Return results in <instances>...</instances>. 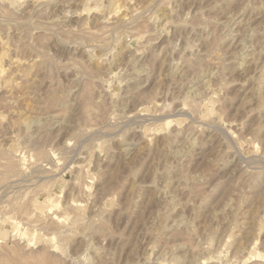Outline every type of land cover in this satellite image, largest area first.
I'll return each instance as SVG.
<instances>
[{
    "label": "rangeland",
    "instance_id": "rangeland-1",
    "mask_svg": "<svg viewBox=\"0 0 264 264\" xmlns=\"http://www.w3.org/2000/svg\"><path fill=\"white\" fill-rule=\"evenodd\" d=\"M5 1L0 264H264V0Z\"/></svg>",
    "mask_w": 264,
    "mask_h": 264
},
{
    "label": "bare ground",
    "instance_id": "bare-ground-1",
    "mask_svg": "<svg viewBox=\"0 0 264 264\" xmlns=\"http://www.w3.org/2000/svg\"><path fill=\"white\" fill-rule=\"evenodd\" d=\"M1 1H2V0H1ZM6 1L8 2L9 0H6ZM6 1H5V2H6ZM10 1H11V0H10ZM10 1H9V2H10ZM114 1H117V0H114ZM124 1H125V0H124ZM118 2H119V1H118ZM122 2H123V1H122ZM0 3H1V2H0ZM9 4H10V3H9ZM6 5H7V4H6ZM11 5H12V4H11ZM112 5H113V4H112ZM133 5H134V4H133ZM133 5H132V6H133ZM165 6H166V5H165ZM7 7H8V6H7ZM166 7H169V6L167 5ZM11 8H12V7H11ZM11 8H10V9H11ZM131 9H132V7H131V5L128 3V1H125V2H123V3H120V2H119V3H115V5H114V7L111 9V11L116 15V17H118V19L121 21V24H122V22H123V24H124V23L126 22V20L130 17V15H132V14L130 13V12L132 11ZM133 10H134V9H133ZM137 10H138V9H137ZM170 10L173 11L172 8H169V11H170ZM3 11H4V10H3ZM66 11H67V10H66ZM66 11H65V12H66ZM163 11H164V10H163ZM172 11H171V12H172ZM6 12H7V11H6ZM107 12H108V11H107ZM132 12H133V11H132ZM135 12H137V11H135ZM7 13H8V12H7ZM7 13L4 12V14H3V13H2V14L5 15V14H7ZM66 13L69 14L68 11H67ZM108 13H109V12H108ZM110 13H111V12H110ZM129 13H130V15H129V17H128V14H129ZM133 13H134V12H133ZM67 14H65V15H67ZM154 14H157V13H154ZM158 14H159V13H158ZM160 14H162V12H161ZM103 15H104V14H103ZM103 15H102V16H103ZM5 16H7V15H5ZM151 16H152V15H151ZM156 16H157V15H156ZM165 16H166V15H165ZM168 16H169V15H168ZM63 17H64V14H63ZM131 17H132V16H131ZM160 17H161V16H159V18H160ZM64 18H65V17H64ZM64 18H63V20H62V19H60V20L64 21ZM103 18H104V17H103ZM148 18L150 19V16H149ZM151 18L153 19V18H158V17H155V15H154V17H151ZM162 18H163V15H162ZM165 18H166V17H165ZM101 19H102V18H101ZM113 19H114V18H113ZM130 19H131V18H130ZM149 19H148V20H149ZM152 19H151V20H152ZM7 20H8V19H7ZM116 20H117V19H116ZM156 20H157V19H156ZM62 21H60V22H62ZM105 21L108 22L109 20L106 19ZM105 21H104V22H105ZM128 21H129V19H128ZM64 22H65V21H64ZM114 22H115V21H114ZM149 22H152V21H149ZM156 22H157V21H156ZM53 23H54V22H53ZM57 23H58V22H57ZM101 23H102V22H101ZM105 23H106V22H105ZM109 23H110V22H109ZM116 23H117V21L115 22V25H116ZM153 23H155V22H152V24H153ZM117 24H119V22H118ZM53 25H54V24H53ZM62 25H63V24H62ZM111 25H114V24H111ZM54 26H55V25H54ZM113 27H114V26H113ZM64 34H65V33H64ZM2 38H3V37H2ZM2 38L0 37V47H1V51H2V52H0V78L2 77L3 73H5V72H4V71H5V67L3 66L4 63H3V61H2V60L4 59L3 57H5V56L7 57V55H9V57H8V62H7V63L15 64V65H16V64H21L19 58H16V57H10V54H8V52H7V51H8V48H7L8 44L6 43L7 41L5 40V41H6V42H5V41H4V38H3V39H2ZM103 38H105V37H103ZM98 40H99V39H98ZM100 41H101V40H100ZM102 41L104 42V40H102ZM9 48H10V47H9ZM87 53H88V52H87ZM247 53H248V52H247ZM6 54H7V55H6ZM89 55H90V52H89ZM87 56H88V55H87ZM90 56H91V55H90ZM90 56H89V57H90ZM97 56H98V55H97ZM6 57H5V58H6ZM94 57H96V55H95ZM243 57H244V56H243ZM2 58H3V59H2ZM90 58H91V57H90ZM92 58H93V57H92ZM92 58H91V59H92ZM97 58H99V57H97ZM35 59H36V58H35ZM94 59H95V58H94ZM244 59H245V58H244ZM255 59H256V58H255ZM5 60H6V59H5ZM31 60H32V59H31ZM97 60H98V59H97ZM242 60H243V59H242ZM36 61H38V60H36ZM95 61H96V60H95ZM244 61H245V60H244ZM4 62H5V61H4ZM30 63H33V65H36V64H34V63H35V60H34V59H33V61L30 62ZM239 63H240V62H239ZM10 64H9V65H10ZM37 64H38V62H37ZM30 65H31V64H30ZM17 66H18V65H17ZM109 66H110V64H108L107 68H108ZM15 67H16V66H15ZM117 67H118V66H117ZM218 67H219V66H218ZM109 68H110V69H108V70H109V71H108V74H106V75H109V76L107 77L106 80H103V79H102V81L100 82L101 86H102L103 88H105L104 90H108V89L110 88V86H111V84H112V82H110V81H114V80L116 81V80H118V79H117V72L114 71V70L111 68V66H110ZM114 68H115V67H114ZM106 71H107V69H106ZM4 75H5V74H4ZM4 75H3V76H4ZM3 78H4V77H3ZM30 79H32V78L30 77ZM100 79H101V78H100ZM100 79H99V81H100ZM205 79H206V78H205ZM5 80H6V79H5ZM0 81H1V80H0ZM2 82H3V81H2ZM8 82L11 83L12 81H11V80H10V81L8 80ZM208 82H209V81H207V84H206V85H208ZM4 83H6V82H4ZM10 83H9V84H10ZM14 83H15V82H14ZM14 83H12V84H14ZM16 83H18V82H16ZM16 83H15V85H16ZM116 83H118V82H116ZM96 84H97V83H96ZM98 84H99V83H98ZM203 84H204V82H203ZM5 86H6V84H5ZM8 86H9V85L7 84V87H8ZM12 86H13V85H12ZM114 86H115V84H114ZM10 87H11V86H10ZM102 87H101V88H102ZM111 87H112V86H111ZM11 88H12V87H11ZM110 90H111V89H110ZM113 90H114V89H113ZM23 91H24V90H23ZM115 91H116V90H115ZM88 92H89V91H88ZM100 92H101V91H100ZM116 92H117V91H116ZM116 92H115V93H116ZM23 93H24V92H23ZM25 93L27 94V92H25ZM21 94H22V93H21ZM26 94H25V95H26ZM107 94H109V93H107ZM23 95H24V94H23ZM112 95H114V91H113V92H110V96H111V97H112ZM26 96H27V95H26ZM83 96H84V95H83ZM111 97H110V98H111ZM53 98H55V97L53 96ZM14 99H15V98H14ZM16 99H17V98H16ZM17 100H18V99H17ZM9 101H10V99H9ZM13 101H14V100H13ZM12 103H13V102H12ZM15 103H16V101H15ZM25 107H26V108H24V109H27V106H25ZM28 107H29V106H28ZM30 108H31V107H30ZM12 109H13V107H12ZM31 110H32V108H31ZM33 110H34V109H33ZM18 111H19V110H18ZM24 111H25V110H23V113H24ZM27 112H28V111H27ZM27 112H26V113H27ZM18 113H19V112H18ZM26 113H24V114H26ZM32 113H33V112H32ZM32 113H31V114H32ZM15 114H17V113H15ZM24 114H22V116H23ZM35 114H36V113H35ZM20 115H21V114H20ZM20 115H19V116H20ZM26 115H27V116L24 115L22 118L19 117V118H20V121H21L20 124H21V126H22V124L25 125L24 127H26L27 123L30 121L29 119H30V118H33V116H32V117L28 116V115H30L29 112H28V114H26ZM13 116H14V115H13ZM35 116H36V115H35ZM35 116H34V117H35ZM15 117H16V115H15ZM17 117H18V116H17ZM37 117H38V116H37ZM45 117H46V116H45ZM32 120H33V119H32ZM32 120H31V121H32ZM34 120H36V119H34ZM15 121H16V119H15ZM44 121H45V120H44ZM31 123H32V122H31ZM10 124H11V123H10ZM12 124H13V123H12ZM14 124H17V123H14ZM28 124H29V123H28ZM32 124H34V121H33ZM9 126H11V125H9ZM15 126H16V125H15ZM29 126H30V125H29ZM29 126H28V127H29ZM36 126H37V125H36ZM28 127H27V128H28ZM27 128H26V130H28ZM31 128H32V127H31ZM20 130H21V129H20ZM22 130H23V129H22ZM22 132H23V131H22ZM23 133H24V132H23ZM28 133H29V132H28ZM23 135H24V134H23ZM25 135H26V134H25ZM28 135H29V134H28ZM16 137H17V136H16ZM26 137H27V135H26ZM26 140H28V139H26ZM31 141H32V140H31ZM33 141H34V140H33ZM147 141H148V140H147ZM29 142H30V141H29ZM30 143H31V142H30ZM150 143H152L151 140H150ZM148 145H149V143H148ZM150 145L152 146V144H150ZM34 147H35V144H34ZM11 164H12V163H11ZM15 164H16V163H15ZM13 165H14V163H13ZM11 166H12V165H11ZM14 166H15V165H14ZM7 167H8V165H7ZM11 169H12V167H11ZM5 171H6V170H5ZM74 181H75V180H73V182H74ZM73 182H72V183H73ZM72 183H71V184H72ZM78 186H79V185H78ZM75 188H77V187H75ZM75 188H74V189H75ZM27 200H28V199H27ZM69 204H70V203H69ZM53 205L56 206L55 202L52 204V206H53ZM67 206H68V205H67ZM73 208H74V207H73ZM54 210H55V209H54ZM62 210H63V209H62ZM65 210H67V209H64V210H63V211H64V214H65ZM94 210H95V209H94ZM59 211H60V210H59ZM69 212H70V210H69ZM69 212L66 211L67 214H68ZM72 212H73V210H72ZM74 213H76V212H74ZM69 214H71V213H69ZM81 214H82V213H81ZM33 215H34V214H33ZM65 215H66V214H65ZM65 215H64V216H65ZM76 215H77V214H76ZM61 216H62V215H61ZM61 216H59V217L61 218ZM68 216H69V215H68ZM79 216H80V215H79ZM83 216H84V214H83ZM88 216H89V215H88ZM96 216H97V215H96ZM59 217H57V219H58ZM70 217H71V216H70ZM84 217H85V216H84ZM62 218H63V217H62ZM49 219H50V218H49ZM52 219H54V218H52ZM68 219L71 221V222L69 221L71 224H69V223L66 221V222H65L66 224L63 222V223L65 224V225H63V224L60 223V220H59V219H58V222H56V223H57V227L54 226V227L56 228V232H53V233H56V234H57V235H56L57 238H58V237L61 238L63 235H65V236L68 237V235H67L68 231H71V229L74 228V226L72 227V226H70V225H72V222L74 223V221L77 219V217L73 216L71 219H70V218H68ZM100 219H101V218H100ZM42 220H43V219H42ZM77 220H78V219H77ZM77 220L75 221L74 224L77 223L76 225H78V224L81 225V224H82V223H81L82 221H81V222H77ZM87 220H88V219H87ZM55 221H57V220H55ZM64 221H65V220H64ZM99 221H100V220H99ZM51 223H52V222H51ZM91 223H94V221L91 222ZM99 223H100V222H99ZM49 224H50V223H49ZM67 224H68L71 228H69V227L67 226ZM74 224H73V225H74ZM80 225H79V226H80ZM84 225H85V224H84ZM84 225H83L82 227H81V226H80V227H81L82 229H84V231H85ZM89 225H90V224H89ZM91 225H92V224H91ZM91 225H90V226H91ZM95 225H96V224H95ZM2 226H3V225H2ZM37 226H38V225H37ZM86 226H88V223H87V225H85V227H86ZM90 226H88V227L90 228V229L88 228L90 231H92L91 229H95V228L97 227V226H95V228H94V227L92 228V226H91V227H90ZM102 226H103V225H102ZM98 227H99V226H98ZM2 228H3V227H2ZM5 228H6V227H5ZM55 228H54V229H55ZM86 228H87V227H86ZM99 228H101V226H100ZM99 228H98V229H99ZM40 229H41V228H40ZM75 229H76V227H75ZM77 229H80V228H77ZM3 230H4V229H3ZM80 230H81V229H80ZM80 230H79V231H80ZM89 230H88V232H89ZM100 230H102V229H100ZM54 231H55V230H54ZM74 231H75V230H74ZM84 231H82V233H83ZM86 231H87V230H86ZM96 231H98V230L96 229ZM39 232H40V231H39ZM80 232H81V231H80ZM73 233H74V232H73ZM73 233H70V234H72V236H73ZM86 233H87V232H86ZM91 233H92V232H91ZM80 234H81V233H80ZM89 234H90V233H89ZM54 235H55V234H54ZM69 236H70V235H69ZM82 236H83V235H82ZM84 236H85V232H84ZM86 236H87V235H86ZM94 236H96V235H94ZM94 236H93V237H94ZM97 236H98V235H97ZM97 236H96V237H97ZM67 237H66V239H67ZM87 237H88V236H87ZM87 237H86V239H87ZM54 238H55V236H54ZM57 238H55V239H57ZM71 238H72V237H71ZM90 238H91V237H90ZM98 238H99V237H98ZM61 239H65V238L62 237ZM68 239H69V237H68ZM86 239H84V241H85ZM87 240H88V239H87ZM64 241L67 242V240H63V243H65ZM89 241H90V240H89ZM58 242L60 243L61 241L59 240ZM58 242H55V243H58ZM55 243H54V244H55ZM84 243H85L84 246L86 245V247H84L85 250L83 251L84 253L81 255L82 257H85L86 254H88L89 251H88V252H85V251L88 250V248H90L89 246H90L91 244H93V243L88 242V241H85ZM89 243H91V244L89 245ZM60 244H61V243H60ZM65 244H66V243H65ZM33 245H34V244H33ZM61 245H62V244H61ZM61 245H59V247H60ZM63 245H64V244H63ZM66 245H67V244H66ZM55 247H56V246H55ZM63 247H66V246H63ZM91 248H93V246H92ZM94 248H95V247H94ZM7 249H8V248H7ZM40 249H41V248H40ZM60 249H61V248H60ZM66 249H67V248H66ZM45 250H48V249H45ZM91 250H92V249H91ZM40 251H41V250H40ZM40 251H39V252H40ZM93 251H98V250H97V249H95V250L93 249ZM93 251H92V252H93ZM49 252H50V251H49ZM81 252H82V251H81ZM98 252H99V251H98ZM98 252H97V254H98ZM3 253H4V252H3ZM31 253H32V252H31ZM94 253H95V252H94ZM27 254L30 255V253H27ZM48 254H49V253H48ZM50 254H51V253H50ZM80 254H81V253H80ZM91 254H92V253H91ZM88 255H89V254H88ZM88 255H87V256H88ZM95 255H96V254H95ZM44 256H46V255H44ZM72 256H73V255H72ZM87 256H86V257H87ZM98 256L100 257V255H98ZM40 257H41V256H40ZM49 257H52V258H53V256H50V255H49ZM54 257H55V256H54ZM88 257H89V256H88ZM88 257H87V260H88V259L90 260V259L93 258V257L91 258V256H90L89 258H88ZM94 257H95V256H94ZM29 258H30V257H29ZM42 258L45 259L44 257H42ZM52 258H51V260H52ZM55 258H56V259H55ZM55 258H54V259H55V262H56V263L60 261V260L58 261L57 257H55ZM37 259H38V258H36L35 260H37ZM43 259H42V260H43ZM48 259H49V258H48ZM54 259L52 260V262L54 261ZM66 259H67V257H66ZM68 259H70V258H68ZM77 259H78V258H77ZM80 259H81V258H80ZM32 260H33V259H32ZM62 260H64V259L62 258ZM87 260L84 259L83 261H85L86 264H88L89 261H87ZM21 261H22V260H21ZM44 261H45V260H44ZM73 261H74V260H73ZM90 261L92 262L93 260H90ZM96 261H97V260H96ZM30 262H31V261H30ZM37 262H38V260H37ZM48 262H50V261H48ZM75 262H76V261H75ZM56 263H55V264H56ZM62 263H63V261H62ZM69 263H70V262H69ZM73 263H74V262H73ZM83 263H84V262H83ZM83 263H82V264H83ZM97 263H100V261H98ZM1 264H2V263H1ZM43 264H46V263L44 262ZM47 264H49V263H47ZM50 264H52V263H50ZM59 264H60V263H59ZM75 264H76V263H75Z\"/></svg>",
    "mask_w": 264,
    "mask_h": 264
}]
</instances>
